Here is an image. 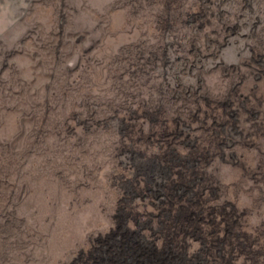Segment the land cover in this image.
Segmentation results:
<instances>
[{
    "label": "rangeland",
    "instance_id": "374dc122",
    "mask_svg": "<svg viewBox=\"0 0 264 264\" xmlns=\"http://www.w3.org/2000/svg\"><path fill=\"white\" fill-rule=\"evenodd\" d=\"M0 264H264V0H0Z\"/></svg>",
    "mask_w": 264,
    "mask_h": 264
},
{
    "label": "trees",
    "instance_id": "16d2710c",
    "mask_svg": "<svg viewBox=\"0 0 264 264\" xmlns=\"http://www.w3.org/2000/svg\"><path fill=\"white\" fill-rule=\"evenodd\" d=\"M183 177H186L185 175H182ZM201 196V193H192L191 195H184L182 196V198L184 199V203H183V206L181 207H184V209L188 208L189 207V214L187 216H185V222L184 224L186 225V222H190L188 221L190 218L188 216H190L191 212H192V206L194 207L195 205H198L199 204V197ZM171 198L173 196H170ZM177 198H180L179 195L176 196ZM170 198V199H171ZM188 217V219H186Z\"/></svg>",
    "mask_w": 264,
    "mask_h": 264
}]
</instances>
